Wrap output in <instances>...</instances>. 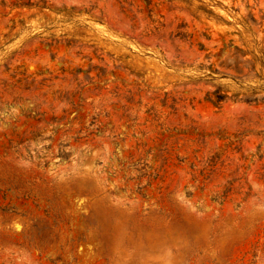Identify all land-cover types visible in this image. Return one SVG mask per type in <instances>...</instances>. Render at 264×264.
<instances>
[{
  "label": "rangeland",
  "instance_id": "374dc122",
  "mask_svg": "<svg viewBox=\"0 0 264 264\" xmlns=\"http://www.w3.org/2000/svg\"><path fill=\"white\" fill-rule=\"evenodd\" d=\"M0 264H264V0H0Z\"/></svg>",
  "mask_w": 264,
  "mask_h": 264
}]
</instances>
